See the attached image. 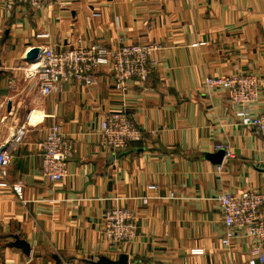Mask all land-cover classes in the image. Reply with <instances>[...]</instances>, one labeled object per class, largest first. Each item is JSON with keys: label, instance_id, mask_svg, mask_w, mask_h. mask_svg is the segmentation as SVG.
<instances>
[{"label": "crops", "instance_id": "0c3cea01", "mask_svg": "<svg viewBox=\"0 0 264 264\" xmlns=\"http://www.w3.org/2000/svg\"><path fill=\"white\" fill-rule=\"evenodd\" d=\"M42 33L48 39L36 38ZM150 41L162 47L157 67L147 85L125 93L107 69L94 85L61 84L49 96L25 77L26 54L38 46ZM239 72L264 77V0H53L38 12L0 0V148L11 150L6 182L23 191L21 201L0 189V264H112L122 255L128 264H260L244 240L219 246L221 188L264 191V141L234 123L223 96L202 88L206 76ZM110 113L127 115L142 139L105 150L99 123ZM52 125L74 141L57 183L39 173L38 143ZM20 128L24 137L10 147ZM220 144L233 157L217 173ZM114 200L132 211L136 231L118 254L102 237Z\"/></svg>", "mask_w": 264, "mask_h": 264}, {"label": "built area", "instance_id": "2783aa9c", "mask_svg": "<svg viewBox=\"0 0 264 264\" xmlns=\"http://www.w3.org/2000/svg\"><path fill=\"white\" fill-rule=\"evenodd\" d=\"M53 0H15V3L33 12L43 11ZM61 8L64 4H61ZM48 34H38V40L48 39ZM199 46L204 45L199 43ZM194 44L193 46H198ZM40 51L36 61L25 72L26 79H36L42 96H49L61 84L94 85L96 76L108 70L113 88L125 93L132 84L147 85L149 76L157 67L153 57L162 47L156 41L148 43H122L117 47H107L98 42L77 47L58 49L48 44L37 47ZM206 93H219L232 107L234 123L241 128H251L264 141V77L248 72L206 76L202 81ZM23 128L17 129L11 141L16 146L24 137ZM102 146L111 153L127 149L132 141L142 139V132L124 113H110L99 123ZM224 154L216 166L221 173L228 159L233 157L226 144H220ZM0 148V189L11 191L22 201L21 182H6V167L11 160L10 148ZM40 153V175L49 183H57L68 174V166L74 153V141L60 129L52 125L46 136L38 143ZM218 183L222 186L221 180ZM147 191L155 193L157 186L147 185ZM152 197L139 200L148 205ZM167 199H180L169 194ZM222 217L219 246L228 251L236 240L259 251L257 259L264 264V191L247 189L236 194L221 188L214 199ZM134 215L131 210L114 200L113 205L102 216V237L108 252L118 254L135 238ZM261 252V253H260ZM128 264V257H127ZM248 264H255L250 259Z\"/></svg>", "mask_w": 264, "mask_h": 264}, {"label": "water", "instance_id": "95a60500", "mask_svg": "<svg viewBox=\"0 0 264 264\" xmlns=\"http://www.w3.org/2000/svg\"><path fill=\"white\" fill-rule=\"evenodd\" d=\"M39 49L37 47L35 48H32L28 51V53L26 54V60L29 61V62H34L37 60L38 56H39ZM3 150V148L1 149ZM224 152L223 151H219V157L216 161L217 164L220 163L221 161V158L223 156ZM216 157V156H214ZM104 262H109V261H106V260H103V259H99L97 260L96 262H90L89 264H104ZM112 264H127V256L126 255H122L119 257L118 261L117 262H110Z\"/></svg>", "mask_w": 264, "mask_h": 264}]
</instances>
